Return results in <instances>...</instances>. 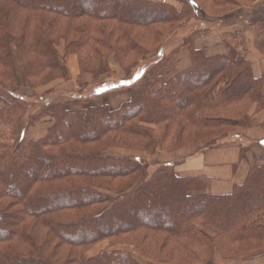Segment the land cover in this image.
I'll return each instance as SVG.
<instances>
[{"label":"trees","instance_id":"trees-1","mask_svg":"<svg viewBox=\"0 0 264 264\" xmlns=\"http://www.w3.org/2000/svg\"><path fill=\"white\" fill-rule=\"evenodd\" d=\"M174 1L183 7L153 0H0V128L10 127L13 136L8 145L0 138V264H195L215 254L264 252V165L253 167L231 195H211L208 178L178 177L177 164L149 174L141 159L109 154L143 150L152 139L166 151L217 148L252 127L246 111L254 102L264 106L263 78L254 77L239 34L224 37L226 53L209 56L192 46V37L205 31L200 26L152 65L115 111L106 104L71 107L81 98L46 97L36 106L30 99L41 96L21 93L14 45L32 90L63 78L72 54L94 81L110 71L112 57L131 78L148 54L163 50L194 19L195 4L221 19L241 5ZM184 46L192 68L162 81ZM222 75L228 85L210 100L208 90ZM44 119L51 120L47 136L28 138ZM103 241L130 244L143 258L115 251L88 258ZM243 246L250 249L240 253Z\"/></svg>","mask_w":264,"mask_h":264},{"label":"crops","instance_id":"crops-1","mask_svg":"<svg viewBox=\"0 0 264 264\" xmlns=\"http://www.w3.org/2000/svg\"><path fill=\"white\" fill-rule=\"evenodd\" d=\"M153 1L174 5L173 0ZM240 1V7L233 10L232 15L227 19H221V16H211L201 8L198 11L201 14V19L198 21L205 31L192 37V46L194 49L204 50L209 56L220 55L226 53V47L223 45L226 35L239 34L242 36L246 42V57L251 63L252 73L255 78H263L262 95L264 98V0ZM58 52L61 56L65 55L64 45L58 47ZM16 53L15 55H19L18 52ZM16 65L17 69L23 70L20 58ZM192 66L190 46H184L171 62L169 69L164 71L162 81L168 82ZM110 68L111 71L108 74L103 75L99 81H94L92 74H82L79 58L72 54L66 57L64 77L38 88L34 92L41 95L47 91L65 98L92 99L90 103H72L71 107L74 108L106 104L115 111L130 100V91L128 87H124L103 92L104 87L117 86L126 79L119 71L116 61L110 62ZM228 82L229 78L226 75L220 76L208 90L207 97L210 100L217 97L226 88ZM100 93L102 95H99ZM97 97H101L102 102L94 100ZM246 114L254 120V125L240 134L227 138L221 147L204 146L194 150L182 148L166 151L162 149L156 139H152L141 151L112 148L109 154L142 159L148 165V169L166 164H177L175 172L178 177H206L209 179L206 194L231 195L235 187L245 184L253 167L264 165V106L260 107L257 102L251 103ZM50 126L51 120L44 119L31 127L26 136L33 140L42 139L47 136ZM244 150L245 156L242 157ZM109 244V241H104L93 249L105 245L110 251L123 250V254L136 253L132 246L111 247ZM199 264H264V252L232 259H223L221 255L216 254L213 261Z\"/></svg>","mask_w":264,"mask_h":264},{"label":"rangeland","instance_id":"rangeland-1","mask_svg":"<svg viewBox=\"0 0 264 264\" xmlns=\"http://www.w3.org/2000/svg\"><path fill=\"white\" fill-rule=\"evenodd\" d=\"M174 1V0H173ZM174 6L177 8V9H181L182 7H183V4H181V3H179L178 1H174ZM201 9V7L199 6V4H195V11H196V13L194 14V19L192 20V21H190V22H188V23H186V24H184L183 25V27H181V28H179L178 30H177V32L175 33V35H174V37L171 39V41L170 42H168L167 44H166V46L164 47V49L163 50H161L159 53H153V54H148V59H146V61L144 60V61H141L139 64V69L135 72V74L131 77V78H127V76H126V73L124 72V70H122L121 68H120V66H119V71L124 75L123 77H126V79L125 80H123L120 84H117V86H106V87H104L103 88V92H106V91H108L109 89H113V90H115V89H119V88H124V87H128L129 89H130V87L134 84V83H136L137 81H139V79L140 78H143L144 76H145V73H146V71L152 66V65H154L156 62H158L159 61V59L164 55V54H169L174 48H176L177 46H179L180 44H182V42H183V40H185L187 37H189L192 33H193V31H195L197 28H199L201 25H199L200 24V22L198 21V19L200 20L201 19V14L198 12L199 10ZM215 14H217V12H215ZM60 45H64V42L62 41V42H60L59 43V46ZM58 46V47H59ZM65 47V46H64ZM151 47V46H150ZM13 61H14V69H15V71H16V74H17V77H18V80H19V84H20V90H21V93L22 94H24V95H27V96H30V97H32L33 95H36V90H32V89H30V88H28L27 87V85H26V82H25V78H24V72H23V70H19V69H17V65H16V62H18V59L20 58V49H19V47L17 46V45H14L13 46ZM16 52H18L19 53V55H15V54H17ZM21 59V58H20ZM115 61V59L112 57L111 59H110V62L111 61ZM117 63V62H116ZM118 64V63H117ZM18 68H19V66H18ZM110 71H111V68H110ZM109 71V72H110ZM108 72V73H109ZM108 73H106V74H108ZM35 91V92H34ZM109 91H112V90H109ZM51 93H53V92H51ZM51 93H48L47 91L46 92H44V93H42L41 95H39V96H41V98H34V99H30V100H32L34 103H35V105L36 106H40V105H42V104H44V101H43V99H45L46 97V99L47 100H49V101H53V100H56V101H63V100H66L67 98H65L64 96H57V95H51V96H49L48 97V95L47 94H51ZM38 95V94H37ZM99 95H102V93H100ZM79 98H81V97H78V99ZM70 101H73V100H75V99H73V98H68ZM77 99V98H76ZM94 100H97V101H100V102H102V100H101V97H97V98H94ZM92 101V99L90 100V99H87V100H82V102H80L79 100H78V102H80V103H86V102H91ZM77 102V101H76ZM75 103V102H74ZM0 131H1V135H0V138L2 139V142H5V143H7V145L8 144H12L13 143V136H12V131H11V128L10 127H7V126H2L1 128H0ZM131 151H141V150H131ZM131 157H133V156H131ZM133 158H135V157H133ZM142 160V159H141ZM143 161V160H142ZM145 162V161H144ZM148 166V165H147ZM157 167H153V168H150V169H148V173L149 174H152L154 171H155V169H156ZM104 242V241H103ZM102 243V242H101ZM100 244V243H99ZM98 245V244H97ZM110 245V244H109ZM119 245H128V246H132V245H130V244H119ZM111 246V245H110ZM115 246H118V245H115ZM115 246H111V247H115ZM95 247V246H94ZM93 247V248H94ZM132 247H134V246H132ZM91 249L92 251H89L88 253H87V257L88 258H91L92 256H95V255H97L99 252H101V251H105V250H107L108 249V247L106 246L105 247V245H101V247H99V248H95V249ZM250 249V246H243V249L241 248V249H239L240 251V253H243V252H245V250L246 251H248ZM134 250L136 251V248L134 247ZM107 251H110V250H107ZM115 252H117V253H123L124 251L123 250H118V251H115ZM236 251H234V253H235ZM132 255H134L136 258H138V259H140V258H143V257H141L137 252L135 253V254H132ZM215 256H216V254H215ZM214 256V257H215ZM208 262H210V261H208ZM208 262H205V263H208ZM199 263H203L202 261H197L195 264H199Z\"/></svg>","mask_w":264,"mask_h":264}]
</instances>
